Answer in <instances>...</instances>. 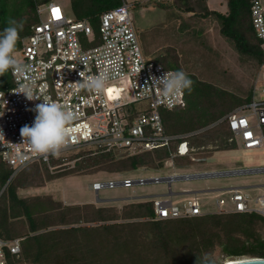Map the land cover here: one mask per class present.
<instances>
[{
    "label": "built area",
    "instance_id": "1",
    "mask_svg": "<svg viewBox=\"0 0 264 264\" xmlns=\"http://www.w3.org/2000/svg\"><path fill=\"white\" fill-rule=\"evenodd\" d=\"M154 1L158 0H121L120 6L99 17L96 31L89 20H77L67 13L59 0L37 6L38 23L21 39V50L17 52L22 67L19 71L10 69L12 86L0 91V160L11 167L14 174L36 162L48 163L54 156L37 154L20 136L21 127L31 126L34 121L36 113L32 109L42 100L49 99L76 114L69 127V143L59 152L90 149L122 158L166 149L168 158L160 169L175 168L174 159L178 157H188L194 164L204 161V157L194 155L195 149L185 140L172 150L175 140L191 134L168 135L164 132L160 111L184 108V92L169 99L162 95L159 87L151 86V77H162L173 71L143 54L130 14L135 3ZM249 4L251 25L264 50V5L261 0H249ZM54 10L58 12L54 14ZM104 72L108 73L109 79L102 92L79 87L78 82ZM113 84L117 88H111L109 92V86ZM26 90L39 99L28 100L22 93ZM136 103H145L146 108L131 112L127 107ZM250 118L255 119L259 133L253 131ZM223 120L227 122L232 139L243 149L253 150L263 145L264 99H253L220 121ZM131 172L94 181L89 187L97 194L103 189L167 184L166 194L140 201L152 203L151 219L155 221L244 213L264 218V192L250 200L240 187L218 189L214 191L213 209H205L199 192L174 193L170 187L173 182L213 175L259 173L264 172V168L135 178L128 175ZM174 196L183 197L174 201ZM21 241L22 238L5 239L0 235V264H9L19 255Z\"/></svg>",
    "mask_w": 264,
    "mask_h": 264
},
{
    "label": "trees",
    "instance_id": "2",
    "mask_svg": "<svg viewBox=\"0 0 264 264\" xmlns=\"http://www.w3.org/2000/svg\"><path fill=\"white\" fill-rule=\"evenodd\" d=\"M52 0H0V32L7 26L9 18L17 21H23V29L20 31V39L17 42V53L21 50V39L30 34L31 28L38 23L36 14L37 6L44 5ZM61 1V0H59ZM70 3L73 16L77 20L87 19L90 21L93 29L96 31L99 17L106 11L121 5V0H66ZM171 0H158L144 4L135 3L133 8L142 5H152L160 9H166V3ZM186 2V0H183ZM226 2L227 12L220 13L209 10L207 4L204 5L203 16H213L220 24V35L233 43L235 51L246 56L257 64L264 66V50L262 42L256 37L251 25L249 0H224ZM186 11H193L192 7H186ZM252 38L253 42L250 41ZM13 53V54H14ZM154 62L172 71H177L176 67H169L161 61L159 56L150 58ZM194 82L193 89L189 93L184 91L185 106L174 110H161V118L164 126V132L168 135L191 134L185 139L175 140L172 143V150L175 151L177 144L181 140L187 141L189 147L195 149L194 155L197 157H206L207 145L195 143L200 134L213 131L218 128H224L225 132L220 135L223 148L221 150H234L237 143L232 139L231 132L228 129L227 122L222 120L228 113L223 111L224 104L217 110L214 104L203 105L202 94L211 89L210 84L199 82L190 76ZM12 86L10 70L3 76H0V91H4ZM215 91H220L218 88ZM252 101L249 93L244 101L240 99L233 100L235 105L248 104ZM212 102V101H211ZM133 112V110L131 111ZM264 137V127L262 129ZM221 146V147H222ZM91 153V152H90ZM88 161L78 163L75 168L77 171L82 169L99 168L107 170L109 173H128L138 170L142 167H151L160 169L163 167V161L168 158L166 149H157L152 152H146L135 156L118 157L112 153L95 152ZM175 164L178 166H187L194 164L188 157L175 158ZM34 164H43L36 162ZM21 169L20 171L24 170ZM18 171L14 170L0 160V235L5 239L22 238L20 253L13 257L9 264H73L77 263L75 254L77 251H86L89 246V239L100 238L103 244L104 262L87 260L84 264H136L144 248H151L156 254H167V264H196L192 260L190 248H182L175 252L174 246L181 245L187 237H193L201 247L204 244L211 245V236L214 233L212 228L218 229L219 226L226 227L229 231L241 233L246 240L239 246L222 244L221 249L226 257L255 256L264 258V240L255 233L256 224L264 223V218L254 213L244 214H209L193 218H183L176 220L155 221L151 202L128 203L130 214L126 218L141 219V223H107L118 219L114 215V207L97 208L93 205L85 206H63L60 202H54L50 198L31 197L20 199L17 196V189L32 186H39L45 181L65 177L67 174L49 177L45 181L37 183L36 179L25 180L20 177ZM73 175L72 171L68 175ZM48 206H53L48 209ZM54 206L61 212L59 219L57 214H53ZM84 212V218L72 217L74 210L87 209ZM114 209V210H113ZM112 212V214H108ZM11 213V214H10ZM45 213V214H44ZM51 213V214H50ZM24 217L21 227L10 228L7 224L9 217ZM72 214V216H71ZM107 214V215H106ZM72 218V220L70 219ZM57 220V221H55ZM103 222V224H96ZM80 223V224H78ZM95 225H90V224ZM212 225L211 228H207ZM18 229V231H16ZM22 235V236H20ZM84 237L83 242L78 241L79 237ZM70 240V241H69ZM196 243V244H197ZM183 252V253H181ZM98 258V259H101ZM78 261V260H77ZM106 262V263H105Z\"/></svg>",
    "mask_w": 264,
    "mask_h": 264
},
{
    "label": "rangeland",
    "instance_id": "3",
    "mask_svg": "<svg viewBox=\"0 0 264 264\" xmlns=\"http://www.w3.org/2000/svg\"><path fill=\"white\" fill-rule=\"evenodd\" d=\"M261 1L264 5V0ZM215 2L209 4L214 6ZM60 3L65 8V11L72 16L73 11L70 3L66 0H61ZM205 3L209 5L208 0H186V2L183 0H171L166 3L168 7L164 10L152 5H142L137 9H131L130 14L133 19V26L143 54L147 58L159 56L161 61L165 63V65H169V67H171V65L172 67H176L177 62L179 65L178 70H184L188 75L194 77L199 82L210 84L211 89L205 94H202L201 98L204 102L203 105L208 106V104L212 103L218 110L219 106L224 104L222 110L225 111L228 109L227 112H229L243 106L241 104L244 103L242 102L240 105H235L233 100L240 99L244 101L249 93H251L252 100L264 99V66H259L257 61L239 55L235 51L233 43L220 35L219 22L216 21L213 16H203ZM187 6L192 7L193 11H186ZM212 6L210 8H212ZM223 6H226V3L221 0V3H218L216 6L219 8L217 12L226 13L227 9L224 12L221 11L223 10V8H221ZM250 41L253 42L252 38H250ZM14 57L19 60V53H15ZM216 88L220 91H215ZM127 108L133 111H143L146 108V104L136 103ZM243 114L248 113L244 112ZM249 121L252 126H254L253 131L255 134L256 132L259 133L258 128H256L255 119L250 118ZM263 127H261L262 134ZM223 132H225V130L222 127L202 133L194 139L195 143L207 145L205 149H207L206 155L208 156V160L204 164H192V167L186 169L167 167L157 172L154 170L158 168H151L156 167L154 165L150 168L148 167L146 170H135L128 175L132 178L163 177L174 173L180 175L209 171L264 168V147L245 150L241 145L237 144L234 150H221L223 146L220 141V135L223 134ZM92 154H95V152L90 149H72L59 152L52 156L45 165L34 164L20 171V174H22L20 177L25 178V180H32V178H34L37 180V183H40L49 177L63 174H67L65 176H91V178L79 179L75 183H68V181L61 180L55 183V185H53L54 187L51 186V190H54V188L56 189L55 186L60 189L63 187L67 192L71 194L74 193L75 197L84 199L85 201L90 200L94 203L99 200L115 199L114 201H109L110 203L108 204H115L113 213L118 216V219L104 222V224L141 223V219L126 218L129 215L125 214H130V205H128V203L148 200L149 197L166 194L168 192L167 184L159 183L135 185L130 188L103 189L96 194L94 191L88 189V184H91L93 181L111 179L115 173H109L107 170L99 168L77 171L75 166H77L78 163H83V161L87 162L88 159L93 156ZM71 171L73 175H68ZM224 186L240 187L250 200H254L264 192V172L179 181L171 183L170 187L172 192L177 193L183 190H202L206 187ZM137 197H141L142 199ZM182 197L183 196H174L172 200H181ZM124 198L131 199L122 200ZM205 199L207 200H201V203H205L208 208H212L213 201L211 198L208 197ZM52 207L53 206H48V209H52ZM53 209H56V207L54 206ZM52 211L53 214L58 215L55 219H59L60 213L65 212L61 210V212L57 211V209ZM87 211L88 208L79 209V211L74 210L72 213L73 216L72 214L71 216L76 218L78 215V218L82 219V217L84 218L82 214ZM10 214L7 220V224L10 228L21 227V222L25 224L24 217H19V219L11 218ZM108 214L111 215L112 212ZM70 219L72 220V218ZM96 224H103V222H96ZM90 225L92 226L95 224L92 223ZM211 227L212 225L207 226L208 229ZM219 227V230L214 228L211 229L214 235L211 236L212 244L210 246H205L206 244H204V247H201L196 242L198 239L195 240L193 237H187L186 241L181 245V248L178 245L174 246L175 252L177 250L184 251L182 248H190L191 251L193 250L190 257L194 261H196V257L201 256L203 253L210 252L224 264L232 257L223 255L221 249L222 244L226 243L232 246H239L246 238L241 233L229 231L226 227ZM254 230L255 233L264 240V223L256 224ZM16 231H18V229ZM83 240L84 237L82 236L78 238V241L81 243ZM88 246V250L76 252L75 257L78 261L74 260L77 263L73 264H84L87 260L104 262V258H101L104 254L102 248L103 244L100 238L89 239ZM249 257L256 258L255 256ZM168 259L170 258L167 254H155L151 248L147 247L146 249L144 248L143 252L140 254V258L137 260L136 264H167Z\"/></svg>",
    "mask_w": 264,
    "mask_h": 264
},
{
    "label": "clouds",
    "instance_id": "4",
    "mask_svg": "<svg viewBox=\"0 0 264 264\" xmlns=\"http://www.w3.org/2000/svg\"><path fill=\"white\" fill-rule=\"evenodd\" d=\"M23 29V21L9 18L7 26L0 32V76L10 69L19 71L21 64L14 57L19 33ZM108 73L90 75L83 82H78L80 88L94 92H102L108 83ZM151 86L161 89L162 95L171 99L184 91L191 92L193 81L184 70L166 72L162 77H151ZM28 100L39 99L30 90L22 92ZM36 104V115L31 126L25 124L20 129V136L31 150L41 155H56L69 143V127L76 119V114L64 105L51 99ZM196 264H222L212 253L205 252L196 257Z\"/></svg>",
    "mask_w": 264,
    "mask_h": 264
},
{
    "label": "crops",
    "instance_id": "5",
    "mask_svg": "<svg viewBox=\"0 0 264 264\" xmlns=\"http://www.w3.org/2000/svg\"><path fill=\"white\" fill-rule=\"evenodd\" d=\"M212 2H215L214 6L209 4V3H212ZM218 3H221V0H208V4L209 5H207V6L209 7L210 10L213 9L212 11H217V9H219V8L216 7L218 5ZM211 6H212V8H210ZM221 8H223V10H221L223 12L227 9L226 6H223ZM261 147L262 148L264 147V143H263V145ZM207 157L208 156L205 157L204 161L201 162V164H204V163L207 162V160H208ZM196 164H199V163H196ZM192 166L193 165H190V166L189 165L188 166H183V165L182 166H176L175 165V168H181V169L185 168L186 169V168H189V167H192ZM164 169H155V170L153 169V170L157 172V171H161V170H164ZM235 170H242V169H235ZM228 171H233V170L209 171V172H201V173H198V174L216 173V172H228ZM192 174H196V173H192ZM225 176H227V175L204 176V177L193 179V180L207 179V178H218V177H225ZM89 177L91 178V176H65V177L56 178V179H53V180H50V181H46L45 183H43V184H41L39 186L19 188V189H17V196L20 199H27V198H31V197L50 198L52 201L60 202V203H62L63 206H68V207L93 205V206H95L97 208H106V207H114L115 208V204H108V203H110L109 201H114L115 199L114 200H99V201L96 202L97 203L96 204L93 201H90V200H86L85 201L84 199H79L78 197H75L74 193L71 194L70 192H67L66 190H64L63 187L60 189L57 186H55L56 187V189L54 188L55 191L51 190V186L54 187L53 185H55V183H57V182H60L61 180L62 181H68V183H75L79 179L89 178ZM89 185H90V183L88 184V189L91 190ZM229 187L230 186H226V187L225 186L224 187H206L205 189H202V190H193V191L199 192L200 200H207L205 198L210 197L211 200L213 201L214 191L215 190L223 189V188H229ZM78 190H79V187H78ZM102 203H104V204H102ZM202 204L205 207V209H213V207L212 208H208V206L205 203H202Z\"/></svg>",
    "mask_w": 264,
    "mask_h": 264
},
{
    "label": "water",
    "instance_id": "6",
    "mask_svg": "<svg viewBox=\"0 0 264 264\" xmlns=\"http://www.w3.org/2000/svg\"><path fill=\"white\" fill-rule=\"evenodd\" d=\"M224 264H264V258L238 256L228 259Z\"/></svg>",
    "mask_w": 264,
    "mask_h": 264
},
{
    "label": "bare ground",
    "instance_id": "7",
    "mask_svg": "<svg viewBox=\"0 0 264 264\" xmlns=\"http://www.w3.org/2000/svg\"><path fill=\"white\" fill-rule=\"evenodd\" d=\"M109 88H110V89H111V88H114V89H115V88H117V87L115 86V84H113L112 86L110 85Z\"/></svg>",
    "mask_w": 264,
    "mask_h": 264
},
{
    "label": "snow or ice",
    "instance_id": "8",
    "mask_svg": "<svg viewBox=\"0 0 264 264\" xmlns=\"http://www.w3.org/2000/svg\"><path fill=\"white\" fill-rule=\"evenodd\" d=\"M56 12H58V10H54V14L56 13ZM112 90L111 89H109V92H111Z\"/></svg>",
    "mask_w": 264,
    "mask_h": 264
}]
</instances>
